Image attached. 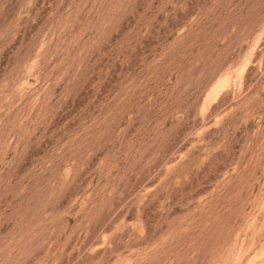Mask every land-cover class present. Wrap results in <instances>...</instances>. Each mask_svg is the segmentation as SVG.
<instances>
[{"label": "rangeland", "instance_id": "374dc122", "mask_svg": "<svg viewBox=\"0 0 264 264\" xmlns=\"http://www.w3.org/2000/svg\"><path fill=\"white\" fill-rule=\"evenodd\" d=\"M0 264H264V0H0Z\"/></svg>", "mask_w": 264, "mask_h": 264}]
</instances>
